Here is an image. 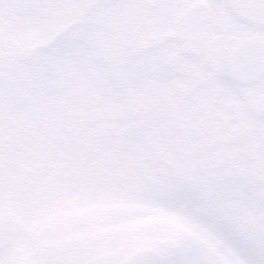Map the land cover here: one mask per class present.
<instances>
[{
    "label": "snow or ice",
    "instance_id": "1",
    "mask_svg": "<svg viewBox=\"0 0 264 264\" xmlns=\"http://www.w3.org/2000/svg\"><path fill=\"white\" fill-rule=\"evenodd\" d=\"M0 264H264V0H0Z\"/></svg>",
    "mask_w": 264,
    "mask_h": 264
}]
</instances>
